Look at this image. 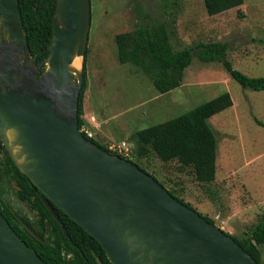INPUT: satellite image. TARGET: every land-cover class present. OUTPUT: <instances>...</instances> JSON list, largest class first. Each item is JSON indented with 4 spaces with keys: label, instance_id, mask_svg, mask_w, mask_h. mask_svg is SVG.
<instances>
[{
    "label": "water",
    "instance_id": "water-1",
    "mask_svg": "<svg viewBox=\"0 0 264 264\" xmlns=\"http://www.w3.org/2000/svg\"><path fill=\"white\" fill-rule=\"evenodd\" d=\"M90 10V0H56L48 54L37 63L18 0H0V140L10 158L43 193L68 241L53 205L96 239L112 264H257L150 173L78 128L83 63L71 64L87 47ZM0 264H48L1 212Z\"/></svg>",
    "mask_w": 264,
    "mask_h": 264
},
{
    "label": "rangeland",
    "instance_id": "rangeland-1",
    "mask_svg": "<svg viewBox=\"0 0 264 264\" xmlns=\"http://www.w3.org/2000/svg\"><path fill=\"white\" fill-rule=\"evenodd\" d=\"M90 9L82 117L94 129L92 138L107 148L130 143L137 130L229 92L232 106L208 119L217 139L211 183L197 182L189 167L161 161L152 150L137 157L132 149L129 156L217 227L237 239L248 236L264 216V90L242 87L221 63L203 62L194 55L182 84L161 94L136 66L118 61L114 37L146 23H164L174 49L225 42L234 68L262 76L264 0H243L214 15L207 14L203 0H90ZM15 189L12 182L1 180L3 200L35 221L36 214L18 199ZM259 250L264 262V244Z\"/></svg>",
    "mask_w": 264,
    "mask_h": 264
},
{
    "label": "trees",
    "instance_id": "trees-1",
    "mask_svg": "<svg viewBox=\"0 0 264 264\" xmlns=\"http://www.w3.org/2000/svg\"><path fill=\"white\" fill-rule=\"evenodd\" d=\"M242 3L243 0H203L205 10L209 15L238 7ZM18 7L31 56L36 54V62L39 63L47 56V47L53 37L52 20L56 0H18ZM114 42L118 61L121 64L130 63L136 66L161 94L176 89L182 84L184 71L191 64L194 55L203 62L221 63L230 77L242 87L255 91L264 90V75L249 76L233 67L227 58L228 46L225 42H201L195 49L191 47L174 49L164 23H146L132 30L120 32L115 35ZM87 54L88 49L86 48L83 55L82 86L78 97L79 129L83 126V97L87 86L85 66ZM43 70L44 64L41 65L37 74L40 75ZM232 103L229 92L223 91L187 112L141 128L130 136V142L133 143L130 154L133 149L134 155L143 157L152 150L161 161L176 160L181 166L189 167L197 182L211 183L215 179L216 172L217 139L208 119L231 107ZM82 133L88 140L97 143L85 132ZM98 145L109 153L120 155L104 145ZM120 156L146 171L130 159V156ZM152 176L163 186L154 175ZM1 180H7L14 184L15 195L28 205L30 211L36 214V219L32 221L28 216L19 214L3 200L1 192L0 212L12 229L46 263L98 264L96 261L98 258L102 264H112L100 243L61 209L53 205L73 244L68 241L59 223L44 205L43 193L17 168L0 140V182ZM163 187L165 188V186ZM167 190L175 198L192 208L188 202L183 201L172 190ZM203 217L214 223L207 216ZM230 236L257 264H264L259 250V246L264 244V216L253 225L250 234L243 239Z\"/></svg>",
    "mask_w": 264,
    "mask_h": 264
},
{
    "label": "built area",
    "instance_id": "built-area-1",
    "mask_svg": "<svg viewBox=\"0 0 264 264\" xmlns=\"http://www.w3.org/2000/svg\"><path fill=\"white\" fill-rule=\"evenodd\" d=\"M84 127L85 128L80 129V131L85 132L87 134V136L92 137L93 132H91L86 126H84ZM109 149L111 151H115V152L119 153L120 155L128 157L130 155L131 145L128 142L122 141V142L117 143L115 145L109 146Z\"/></svg>",
    "mask_w": 264,
    "mask_h": 264
},
{
    "label": "bare ground",
    "instance_id": "bare-ground-1",
    "mask_svg": "<svg viewBox=\"0 0 264 264\" xmlns=\"http://www.w3.org/2000/svg\"><path fill=\"white\" fill-rule=\"evenodd\" d=\"M71 65L72 67L79 69L81 67V58L79 56H76Z\"/></svg>",
    "mask_w": 264,
    "mask_h": 264
}]
</instances>
